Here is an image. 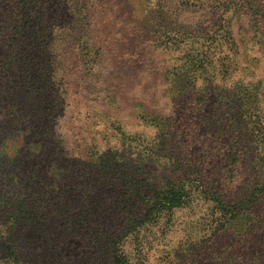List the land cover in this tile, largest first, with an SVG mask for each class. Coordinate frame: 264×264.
<instances>
[{"label": "rangeland", "instance_id": "1", "mask_svg": "<svg viewBox=\"0 0 264 264\" xmlns=\"http://www.w3.org/2000/svg\"><path fill=\"white\" fill-rule=\"evenodd\" d=\"M147 2L139 0L131 8L125 0H89V39L72 46L64 39L68 41V34L74 30L73 14L85 7L83 0H0V118L18 81L19 71L11 55L17 54L24 43L29 44V33L22 24L26 22L25 11L34 8L54 39L49 47L54 57L50 63L47 60L46 72L55 73L50 74L57 96L52 110L56 131L68 148L77 150L78 144L91 143L99 146L100 153L113 155L119 150L135 169V178L155 190L184 178L167 156L166 149L170 148L173 158L180 154L192 172L205 176L203 181L225 201L223 214L233 217L240 226L247 221L250 200L264 194V0ZM149 13L177 19L189 35L208 32L213 29L210 21L224 16L234 43L230 48L238 52L231 76L226 72L229 61L224 60L230 50L219 52L213 59L226 68L223 75L216 74V79L211 78L198 92L175 95L163 72L173 64L172 53L156 50L147 41L155 38L154 33L143 31L133 21ZM58 34L62 35L55 38ZM40 56L44 55L40 52ZM235 85V93L226 91ZM139 104L145 106L143 111L137 109ZM241 108L246 113L240 115ZM159 126L166 132L158 130ZM118 158L112 157L115 166ZM81 180L76 173L68 179L70 190L61 204L75 203L80 199L73 201L72 197L80 196L79 205L86 208L88 198L83 192L88 188ZM202 211L197 208V217ZM189 214L176 211L173 221H177V227L169 235V253L161 257L163 249L159 245L154 251V264H167L168 254L174 260L181 253ZM84 239L73 233L60 245L56 262L74 261L92 253Z\"/></svg>", "mask_w": 264, "mask_h": 264}, {"label": "trees", "instance_id": "2", "mask_svg": "<svg viewBox=\"0 0 264 264\" xmlns=\"http://www.w3.org/2000/svg\"><path fill=\"white\" fill-rule=\"evenodd\" d=\"M83 1L85 7L73 14L74 30L68 34V41L64 39L70 45H81V40L89 39V0ZM138 1L125 3L132 8ZM147 3L152 5L153 0ZM151 15L133 21L143 31L154 33L155 38L147 41L156 50L172 53L173 64L163 72L175 95L198 92L211 78L216 79V74H222L226 68L213 59L219 52L230 50L224 60L229 61L226 72L231 76L238 52L230 48L234 43L224 16L213 18V29L208 32L189 35L177 19L163 13ZM23 19L29 44L24 43L17 54L11 55L19 71L18 81L0 118V264H154L157 247L163 249L161 257L168 251L169 235L177 227L176 211H190L187 236L174 260L171 254L166 256L167 264H264V194L250 200L247 221L238 226L233 217L221 211L225 201L203 181L205 176L192 172L180 154L173 158L170 148L166 149L167 156L184 178L158 190L135 178V169L119 150L108 155L91 143L78 144L77 150L68 148L56 131L52 110L57 96L50 74L55 73L46 72L47 60L50 63L54 57V50L49 51L54 39L34 8L25 11ZM40 52L44 56L39 57ZM236 87L226 91L235 93ZM144 108L141 104L137 107L141 111ZM241 112L246 110L241 108ZM157 128L166 132L164 126ZM116 155L119 163L115 166L112 157ZM75 173L88 188L83 192L88 198L86 208L79 205L80 196L72 197L73 201L80 199L75 203L61 204L70 190L68 179ZM197 208H203L200 217ZM73 233L85 238L84 243L93 252L74 261L56 262L60 245Z\"/></svg>", "mask_w": 264, "mask_h": 264}]
</instances>
